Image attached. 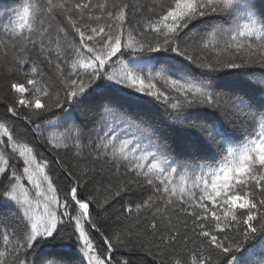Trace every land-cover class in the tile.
<instances>
[{
    "label": "snow or ice",
    "instance_id": "snow-or-ice-1",
    "mask_svg": "<svg viewBox=\"0 0 264 264\" xmlns=\"http://www.w3.org/2000/svg\"><path fill=\"white\" fill-rule=\"evenodd\" d=\"M0 82V264H264V0H14Z\"/></svg>",
    "mask_w": 264,
    "mask_h": 264
},
{
    "label": "trees",
    "instance_id": "trees-1",
    "mask_svg": "<svg viewBox=\"0 0 264 264\" xmlns=\"http://www.w3.org/2000/svg\"><path fill=\"white\" fill-rule=\"evenodd\" d=\"M14 0H0V7H7L13 4ZM2 84V82H0ZM0 91H3V86H0Z\"/></svg>",
    "mask_w": 264,
    "mask_h": 264
}]
</instances>
